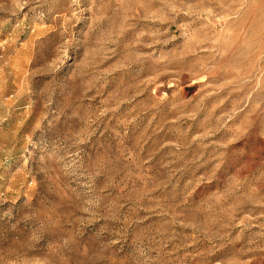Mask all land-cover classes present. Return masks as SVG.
Instances as JSON below:
<instances>
[{"label": "rangeland", "instance_id": "374dc122", "mask_svg": "<svg viewBox=\"0 0 264 264\" xmlns=\"http://www.w3.org/2000/svg\"><path fill=\"white\" fill-rule=\"evenodd\" d=\"M0 264H264V0H0Z\"/></svg>", "mask_w": 264, "mask_h": 264}]
</instances>
